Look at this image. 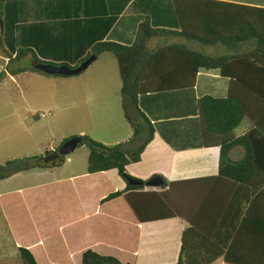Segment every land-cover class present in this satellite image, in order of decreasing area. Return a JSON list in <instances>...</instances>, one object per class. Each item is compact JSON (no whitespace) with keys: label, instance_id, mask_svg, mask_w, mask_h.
Listing matches in <instances>:
<instances>
[{"label":"trees","instance_id":"1","mask_svg":"<svg viewBox=\"0 0 264 264\" xmlns=\"http://www.w3.org/2000/svg\"><path fill=\"white\" fill-rule=\"evenodd\" d=\"M7 1L0 0V19ZM172 4L178 30L154 28L150 16H146L138 26L133 44L95 43L75 66L46 58L50 56L46 52L40 57L33 48L15 42L5 43L4 37L0 39V48L8 55L6 69L0 72V82L8 75L15 77L28 71L71 78L74 76L45 69H74L93 55L97 60L105 53L113 54L122 82L121 107L132 129L128 141L113 146L81 136L83 142L79 146L89 148L88 173L64 185L31 189L35 195L43 196L41 201L31 197L32 201L27 202L20 197L26 196L23 192L24 195L18 192L0 195L5 220L24 264H45L42 254L49 250V245L45 249L44 243L40 242L41 223H49L51 226L48 227L55 229L51 248L56 252L64 231L65 220L62 219L67 213H73L72 209H77L71 201L72 193L76 194L74 190L78 189L77 195H81L84 205L85 200L92 199L88 197L85 183L94 181L95 177H98L97 185L92 182L91 192L98 190L94 192L98 200L96 204L86 206L92 211L94 220H104L103 206L121 198L123 206L120 210L123 213L131 211L140 225L187 215V210L175 207L165 197L166 186L159 188L163 191L149 192L146 187L129 185L128 177L143 180L127 173V167L141 162L156 134L154 125L139 106L140 96L194 88L202 69L218 70L222 77L229 79L226 97L206 95L197 103L202 145L220 149L219 172L216 177L207 179L211 182L209 193L188 219L176 264H214L220 259L224 264H264V8L216 0H172ZM28 57L33 65L9 69ZM47 115L44 113L42 117ZM244 121L251 127L244 135L237 136L236 130ZM68 141L64 140L59 149ZM237 147L244 149V155L233 161L230 153ZM51 153L47 151L44 160ZM61 159L58 164L63 163L66 156ZM39 165L52 166L45 161ZM39 165L32 167H41ZM32 167L23 160L8 162L0 166V180ZM113 171L122 187L115 185L107 175ZM25 233L31 239H23ZM20 238L24 246L17 243ZM128 253L132 255V251ZM131 260L132 257L124 263L89 249L83 253L81 264H132Z\"/></svg>","mask_w":264,"mask_h":264},{"label":"crops","instance_id":"2","mask_svg":"<svg viewBox=\"0 0 264 264\" xmlns=\"http://www.w3.org/2000/svg\"><path fill=\"white\" fill-rule=\"evenodd\" d=\"M216 1L264 8V0ZM3 13L0 39L4 37L5 43L33 48L40 57L46 52L50 55L46 58L71 66L84 58L95 43L133 44L138 26L146 16H150L154 28L178 30L172 0H9L4 4ZM2 53L6 58L0 63L6 65L8 55ZM97 77L86 78L83 87ZM228 86L229 79L222 77L218 70L202 69L194 88L139 98V106L154 125L156 134L141 162L127 167V173L143 181L155 175L163 177L165 197L175 207L187 210V215L140 225L131 211L120 210L121 198L103 206L104 220H94L90 214L88 218H80L85 220L82 224L67 227L56 252L42 254L45 264H81L83 253L89 249L124 263L132 257V264H176L188 219L209 193L211 182L207 179L219 172L220 149L202 145L197 103L206 95L226 97ZM250 127L248 124L237 129L236 135H244ZM243 155L244 149L237 147L231 151L230 158L238 161ZM214 264L224 262L220 259Z\"/></svg>","mask_w":264,"mask_h":264},{"label":"rangeland","instance_id":"3","mask_svg":"<svg viewBox=\"0 0 264 264\" xmlns=\"http://www.w3.org/2000/svg\"><path fill=\"white\" fill-rule=\"evenodd\" d=\"M2 54L0 48V60L6 58ZM98 58L87 70L70 79L28 71L15 77L8 75L0 82V166L15 160H23L31 167L44 163L46 159L43 157L47 151H57L64 140L81 137V132L84 133L83 136L107 146L124 143L132 137V129L125 120L121 107L122 82L117 60L111 53H105ZM30 65H33L32 61L23 59L11 65L9 69L26 68ZM0 68L6 69L4 62L0 63ZM94 76H98L97 79L83 87L86 78ZM44 113L48 115L43 118ZM248 124L244 121L238 131ZM88 156L89 148L85 145L79 146L66 155L61 164L49 160L45 162L52 165L49 168L39 165L41 167H32L15 177L0 180V195L23 192L26 196L20 197L25 201L31 202L33 197L39 202L43 196L35 195L31 189L44 184L64 185L86 175ZM40 159H43V162L38 164ZM93 179L94 181L88 180L85 183V189L89 190L88 197L92 199L85 200L84 205L81 203L84 202L83 198H80L81 195H77L79 190L75 189L76 194L72 193L71 201L77 209H72L73 213H67L66 218L62 219L65 220L64 231L69 226L82 224L85 220L80 218H88L92 214L86 206L94 205L98 200L94 194L98 190L91 192L97 185L98 177ZM110 179L115 185L122 187L116 171L111 173ZM63 197L67 200V197ZM77 200H80L81 204ZM48 225L51 226L49 223H41L38 230L40 242L44 243L45 249L49 245V250L44 252L54 250L51 248V237L55 235V229ZM18 231L23 233L19 229ZM22 237L26 241L31 239L26 233ZM20 239L17 243L24 246L25 243ZM60 239L61 237L59 241ZM0 264H24L18 255L17 245L13 241L1 205Z\"/></svg>","mask_w":264,"mask_h":264},{"label":"water","instance_id":"4","mask_svg":"<svg viewBox=\"0 0 264 264\" xmlns=\"http://www.w3.org/2000/svg\"><path fill=\"white\" fill-rule=\"evenodd\" d=\"M96 56L89 57L86 61H84L80 66L77 68L71 69L68 67L60 68V69H53V68H46L47 72L58 73L62 75H70L76 76L87 70L93 62H95ZM83 142L82 137H77L69 140L66 142L60 149V155L66 156L69 153L73 152L79 145ZM127 182L131 186H139V187H146V188H162L165 186L166 182L163 177L155 176L148 181H140L131 177L126 178Z\"/></svg>","mask_w":264,"mask_h":264},{"label":"flooded vegetation","instance_id":"5","mask_svg":"<svg viewBox=\"0 0 264 264\" xmlns=\"http://www.w3.org/2000/svg\"><path fill=\"white\" fill-rule=\"evenodd\" d=\"M60 149H58L57 151H53L49 156H47L45 162H48L49 160H51V161L55 160L54 163L57 162V161L58 162L61 161L62 160L61 158H63V156L59 154L60 153Z\"/></svg>","mask_w":264,"mask_h":264}]
</instances>
